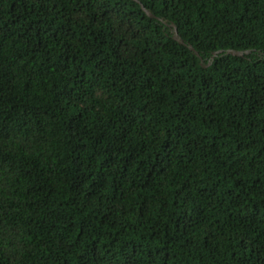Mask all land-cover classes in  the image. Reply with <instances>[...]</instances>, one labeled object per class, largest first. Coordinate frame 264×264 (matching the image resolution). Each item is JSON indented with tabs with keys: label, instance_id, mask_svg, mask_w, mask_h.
Returning a JSON list of instances; mask_svg holds the SVG:
<instances>
[{
	"label": "trees",
	"instance_id": "16d2710c",
	"mask_svg": "<svg viewBox=\"0 0 264 264\" xmlns=\"http://www.w3.org/2000/svg\"><path fill=\"white\" fill-rule=\"evenodd\" d=\"M0 264H264V0H0Z\"/></svg>",
	"mask_w": 264,
	"mask_h": 264
},
{
	"label": "water",
	"instance_id": "95a60500",
	"mask_svg": "<svg viewBox=\"0 0 264 264\" xmlns=\"http://www.w3.org/2000/svg\"><path fill=\"white\" fill-rule=\"evenodd\" d=\"M142 10L145 12V14L150 17V18H155L151 13H149L146 9H144L142 6H141ZM158 21L162 22L164 25H166L165 22H163L161 19H157ZM169 27H171V29L173 30V40L176 41L178 44L180 45H183L185 46L191 53H193L196 57H198L201 60L199 54L197 52H195L193 50V48L191 47V45L189 44H185L178 36L177 34V31H176V28L173 26V25H169ZM249 54V51H245V52H238V51H233V50H226V51H217V52H214L212 53L211 57H210V60L212 61L213 58L219 56V55H230V56H233V57H239V58H242L244 57L245 55Z\"/></svg>",
	"mask_w": 264,
	"mask_h": 264
},
{
	"label": "flooded vegetation",
	"instance_id": "af4514ba",
	"mask_svg": "<svg viewBox=\"0 0 264 264\" xmlns=\"http://www.w3.org/2000/svg\"><path fill=\"white\" fill-rule=\"evenodd\" d=\"M211 62V60L209 59V63Z\"/></svg>",
	"mask_w": 264,
	"mask_h": 264
}]
</instances>
